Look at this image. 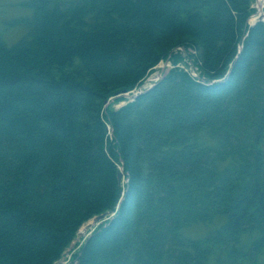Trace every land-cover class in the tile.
Wrapping results in <instances>:
<instances>
[{
	"label": "trees",
	"instance_id": "trees-1",
	"mask_svg": "<svg viewBox=\"0 0 264 264\" xmlns=\"http://www.w3.org/2000/svg\"><path fill=\"white\" fill-rule=\"evenodd\" d=\"M251 2L21 3L30 15L11 24L25 33L7 45L0 32V264H54L106 212L77 264H258L264 23L249 26ZM179 46L204 83L172 68L105 106Z\"/></svg>",
	"mask_w": 264,
	"mask_h": 264
},
{
	"label": "rangeland",
	"instance_id": "rangeland-1",
	"mask_svg": "<svg viewBox=\"0 0 264 264\" xmlns=\"http://www.w3.org/2000/svg\"><path fill=\"white\" fill-rule=\"evenodd\" d=\"M26 1L28 0H0V32L2 34L3 41L7 45H11L12 43L16 42L26 31L21 25L11 24V22L16 18L28 17L30 15V11L21 6V3ZM259 4L260 2L258 0H252L251 8H253V14L251 18H255L259 11L262 15H264V0H261L260 8ZM249 24L252 23L249 21ZM161 69H164V66ZM133 95L130 94V92H127L126 94H121L120 96L116 95L118 97H111L107 102L116 109L121 105H124L129 99H131ZM115 100L119 101L115 102ZM109 132L111 134V131ZM109 132L107 133L108 136L110 135ZM126 181L127 179L124 177L122 184L126 183ZM113 215L114 213L108 214L106 218L98 222H96L93 217L84 223L78 230L69 247L66 249V253L61 256L56 264H65L66 262L74 264V262H76V255L79 253L80 248L91 232L100 224L107 222L110 218H112ZM221 223V219L207 224L197 223L196 225H191L189 228H187L184 234L189 238H201L207 235L213 229L217 228ZM209 264L214 263L209 262ZM258 264H264V255L258 259Z\"/></svg>",
	"mask_w": 264,
	"mask_h": 264
},
{
	"label": "built area",
	"instance_id": "built-area-1",
	"mask_svg": "<svg viewBox=\"0 0 264 264\" xmlns=\"http://www.w3.org/2000/svg\"><path fill=\"white\" fill-rule=\"evenodd\" d=\"M176 52H179L182 55V62L179 63L178 66H180L194 81L202 82L203 79L200 76L198 65L195 62V51L192 49L184 50L183 48L178 47L176 48ZM164 65L168 66L170 65V63L169 62H166L165 64L160 63L159 65L154 67L155 72L145 79L143 87L148 85L150 86L151 84L159 80L162 70L161 68ZM65 264H70V263L66 262ZM74 264H76V262H74Z\"/></svg>",
	"mask_w": 264,
	"mask_h": 264
},
{
	"label": "water",
	"instance_id": "water-1",
	"mask_svg": "<svg viewBox=\"0 0 264 264\" xmlns=\"http://www.w3.org/2000/svg\"><path fill=\"white\" fill-rule=\"evenodd\" d=\"M122 176H123V175H122V172L119 171V172L117 173V180H118L119 183H121ZM108 214H109L108 212L103 213V214H100V215L94 217V220H95L96 222L101 221V220H103L104 218H106V216H107Z\"/></svg>",
	"mask_w": 264,
	"mask_h": 264
},
{
	"label": "bare ground",
	"instance_id": "bare-ground-1",
	"mask_svg": "<svg viewBox=\"0 0 264 264\" xmlns=\"http://www.w3.org/2000/svg\"><path fill=\"white\" fill-rule=\"evenodd\" d=\"M258 1L260 2V4H259V8H260V6H261V0H258ZM259 16H261V12L260 11L258 12V14H257V16L255 18H251L249 21L251 23H253L255 20H257V18H259Z\"/></svg>",
	"mask_w": 264,
	"mask_h": 264
}]
</instances>
